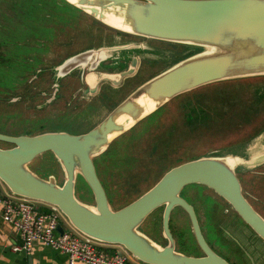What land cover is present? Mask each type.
I'll return each instance as SVG.
<instances>
[{"label":"water","instance_id":"1","mask_svg":"<svg viewBox=\"0 0 264 264\" xmlns=\"http://www.w3.org/2000/svg\"><path fill=\"white\" fill-rule=\"evenodd\" d=\"M100 24L130 36L187 46L195 51L136 87L98 125L86 133L45 132L34 136L0 134V183L13 195L57 208L69 225L98 243L122 247L144 264H228L204 241L192 207L180 196L187 185L211 189L225 200L262 240L264 220L243 197L235 168L264 163V147L247 149L244 157H200L165 172L150 189L128 205L113 210L100 182L93 160L102 155L119 136L134 128L172 99L217 82L264 77V0H63ZM113 20L117 26L108 24ZM120 50L121 47H116ZM105 50H87L69 58L60 67L68 73L109 59ZM136 60L119 74L117 85L131 76ZM146 104L152 109L146 111ZM264 133V131H263ZM257 149V148H256ZM51 153L64 181L53 176L42 179L29 170L37 157ZM79 176L93 196V206L75 196ZM163 207L161 246L139 230L144 220ZM174 207L184 210L192 225L203 257L176 252L169 231ZM57 232L62 234L59 225Z\"/></svg>","mask_w":264,"mask_h":264},{"label":"rangeland","instance_id":"2","mask_svg":"<svg viewBox=\"0 0 264 264\" xmlns=\"http://www.w3.org/2000/svg\"><path fill=\"white\" fill-rule=\"evenodd\" d=\"M64 3L62 0H0L1 88H10L17 81V76L25 68L26 56H31L32 60L38 56L39 63L34 66L32 75H36L39 81L37 70H41L42 76L49 75L50 67L61 66L69 57L88 48L103 49L112 57L118 55L114 52L117 53L115 46L118 44L143 48L141 54L128 55L138 58V66L131 76L121 79L122 88L115 89L121 90L120 96L113 98L116 102L184 55L196 51L187 46L146 41L111 30ZM93 60L94 57L88 67L77 68L81 85L84 84L83 78L96 85L101 78L119 79L115 71L108 74L102 70H89ZM101 87L106 88L108 84ZM23 91L24 88L18 90ZM1 92L0 133L8 135L31 136L50 131L82 134L98 125L116 105L88 114L84 107L97 103L93 97H89L90 103L65 98L52 105L23 101L15 104L9 93ZM263 131L264 78L217 82L172 99L119 136L104 155L95 159L96 171L111 208L118 210L151 188L168 169L183 162L223 149L224 154L237 155L247 149L257 153L264 144ZM6 145L0 142V148H7ZM28 168L42 179L53 176L57 185L64 181V173L51 153L37 157ZM75 196L86 205H94L89 188L79 176ZM60 224L66 232L69 231L66 222L61 220ZM187 228L185 214L178 209L173 211L169 229L177 250L189 256H199ZM201 228L210 242L209 233L202 225ZM141 230L164 244L159 232L151 225Z\"/></svg>","mask_w":264,"mask_h":264},{"label":"flooded vegetation","instance_id":"3","mask_svg":"<svg viewBox=\"0 0 264 264\" xmlns=\"http://www.w3.org/2000/svg\"><path fill=\"white\" fill-rule=\"evenodd\" d=\"M49 39V36H47V41ZM116 47H121V49L118 50L117 53L116 51H114L115 54L118 55L116 57L110 56L109 59L98 63L96 66V70H102L108 74H110V72L115 71L117 72V74H120L130 68L133 59L136 60L134 68L136 69V67L138 66V58H130L128 55L133 53L141 54L144 49L140 47L135 48V46H133L132 44H118L117 46H115V48ZM91 49L92 48H88L86 50ZM123 52L124 54H122ZM26 59L27 60L24 59L25 68L17 76V81L13 82L10 88L0 87V90L2 91L1 93H9L13 98L11 102H14L15 104L20 101H23L26 104L41 103L42 105H52L56 102L63 101L65 98H70V101L87 100L90 103L92 100H90L89 97H93L97 103H93V105L87 104V108L84 107V110L87 109L86 111L88 114L93 113L94 111H96V109L109 107L115 103L116 105H114V107L110 109V113L112 109H114L130 94L129 92H126L125 97H121L119 101L117 100L115 102L114 100L113 102L114 97L120 96L119 93L121 90L115 91V89L118 90L122 88L121 83L115 85L104 81L101 78V81L96 85L92 82H85L83 78L84 84L81 85L78 81L79 75L77 74V71L79 72L80 70L73 69L68 73H64L63 70H59L60 66L50 67L49 71L51 73L49 75L44 76H42L41 70H37L36 74L40 76L39 81H37V76L35 75L34 77L32 74L34 72V66L39 63V58L38 56H36L33 57L32 60L31 56H26ZM86 67H88V65ZM104 84H108V87L102 88L101 86H103ZM16 86H19V91L22 88H24V91L22 93L18 92V90H16ZM0 134L7 136H17L8 135L6 133ZM6 146L8 147L4 149L13 147L11 145ZM110 146L102 155H104L109 150ZM223 151L224 149L221 152L220 150H216L212 153H207L200 157H222L226 155L244 157V153L246 150L241 151V153L237 155L230 153L224 154ZM102 155H100L99 157H101ZM95 159L93 160L94 165ZM234 172L239 180L243 197L250 204L253 210L264 220V163L255 164L249 168L237 167L235 168ZM179 196L192 207L201 235L204 241L206 242L207 246L214 254L222 258L228 264H264V240H262L248 225H246V223L240 218V216L225 200L216 195L211 189L198 184H192L183 187L179 193ZM177 209L185 214L188 225L187 229H189V231L191 232L195 245L200 253L199 256L190 257H203V253L195 241L192 225L188 214L180 207H174L171 211V214ZM162 213L163 207L157 208L144 220L139 230L142 231L141 229L143 227H146V225H151L154 229H156V232H159V236L161 238L160 240H162L164 244L151 238L145 232H142L145 233L152 240H154L156 243L160 244L161 246H165L167 242L162 234ZM201 225L206 230V233H209L208 236L211 238L210 242H208L204 237ZM174 249L176 252H179L176 248L175 240ZM179 253L186 255L182 252Z\"/></svg>","mask_w":264,"mask_h":264},{"label":"built area","instance_id":"4","mask_svg":"<svg viewBox=\"0 0 264 264\" xmlns=\"http://www.w3.org/2000/svg\"><path fill=\"white\" fill-rule=\"evenodd\" d=\"M2 184V183H1ZM0 218L18 233L21 243L12 248L15 253H29L41 244L66 256L68 264H144L122 247L98 243L73 229L61 212L52 206L0 192ZM66 222L69 231L60 224ZM63 232L59 234L57 227Z\"/></svg>","mask_w":264,"mask_h":264},{"label":"crops","instance_id":"5","mask_svg":"<svg viewBox=\"0 0 264 264\" xmlns=\"http://www.w3.org/2000/svg\"><path fill=\"white\" fill-rule=\"evenodd\" d=\"M6 191L0 183V192ZM20 243L18 233L0 218V264H68L65 255L41 244H35L29 253L13 252L12 248Z\"/></svg>","mask_w":264,"mask_h":264},{"label":"bare ground","instance_id":"6","mask_svg":"<svg viewBox=\"0 0 264 264\" xmlns=\"http://www.w3.org/2000/svg\"><path fill=\"white\" fill-rule=\"evenodd\" d=\"M70 1H73V0H70ZM106 22L112 26H117L113 20H107ZM152 106H153L152 104H146V111L151 110Z\"/></svg>","mask_w":264,"mask_h":264},{"label":"trees","instance_id":"7","mask_svg":"<svg viewBox=\"0 0 264 264\" xmlns=\"http://www.w3.org/2000/svg\"><path fill=\"white\" fill-rule=\"evenodd\" d=\"M63 1V0H62ZM64 2V1H63ZM65 4V3H64ZM196 51H199V49H196ZM194 53V52H193ZM192 54V53H191ZM191 54H187V55H184V57H187V56H189V55H191ZM183 57V58H184ZM257 78H264V77H257ZM150 117V116H149ZM87 186V185H86Z\"/></svg>","mask_w":264,"mask_h":264}]
</instances>
